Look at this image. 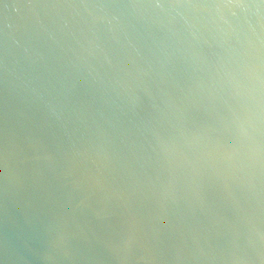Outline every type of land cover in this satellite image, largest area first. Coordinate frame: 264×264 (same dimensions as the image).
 Here are the masks:
<instances>
[{"label":"bare ground","instance_id":"bare-ground-1","mask_svg":"<svg viewBox=\"0 0 264 264\" xmlns=\"http://www.w3.org/2000/svg\"><path fill=\"white\" fill-rule=\"evenodd\" d=\"M0 264H264V0H0Z\"/></svg>","mask_w":264,"mask_h":264}]
</instances>
